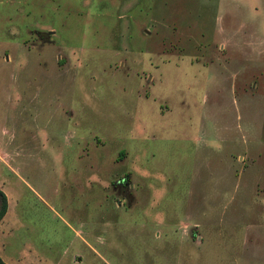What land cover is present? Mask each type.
<instances>
[{
  "label": "rangeland",
  "instance_id": "1",
  "mask_svg": "<svg viewBox=\"0 0 264 264\" xmlns=\"http://www.w3.org/2000/svg\"><path fill=\"white\" fill-rule=\"evenodd\" d=\"M0 156L61 264H264V0H0Z\"/></svg>",
  "mask_w": 264,
  "mask_h": 264
},
{
  "label": "crops",
  "instance_id": "2",
  "mask_svg": "<svg viewBox=\"0 0 264 264\" xmlns=\"http://www.w3.org/2000/svg\"><path fill=\"white\" fill-rule=\"evenodd\" d=\"M18 168L19 164H12L0 156V189L6 195V208L0 217V258L7 264H61L59 261L64 254L70 259L77 257V246L69 249L68 243L73 236L77 237L80 243L82 241L77 232V229L81 231L82 228L80 212L79 217L73 216L72 209L62 203L57 205V210L49 201L50 193L43 190L41 194L37 192L33 179L20 173ZM18 204L23 208L28 207L26 211H32L35 206H42L45 230H53V240L46 235L47 232H44L43 236L39 234L41 231L34 229L31 218L25 220L23 214L26 211L18 210ZM54 220H57L58 224L54 225ZM60 231H70L71 235L64 240L60 237ZM38 234L43 239L38 238ZM44 239L45 246H41L39 240ZM55 239L60 242L57 251L50 248L56 247Z\"/></svg>",
  "mask_w": 264,
  "mask_h": 264
},
{
  "label": "trees",
  "instance_id": "3",
  "mask_svg": "<svg viewBox=\"0 0 264 264\" xmlns=\"http://www.w3.org/2000/svg\"><path fill=\"white\" fill-rule=\"evenodd\" d=\"M6 208V195L5 193L0 189V217L2 216L3 212ZM0 264H7L0 258Z\"/></svg>",
  "mask_w": 264,
  "mask_h": 264
}]
</instances>
